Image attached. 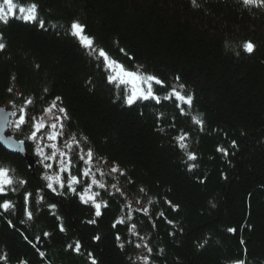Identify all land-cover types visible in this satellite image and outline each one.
Returning a JSON list of instances; mask_svg holds the SVG:
<instances>
[{"label": "trees", "instance_id": "obj_1", "mask_svg": "<svg viewBox=\"0 0 264 264\" xmlns=\"http://www.w3.org/2000/svg\"><path fill=\"white\" fill-rule=\"evenodd\" d=\"M34 2L43 28L20 19L0 23V106L13 109L14 102L16 111L31 98L29 112L36 114L59 96L70 117L66 131L86 138L84 149L124 171L112 178L127 196L101 189L108 206L97 217L67 188L48 189L38 161L32 168L0 144V166L17 181L14 191L0 195L14 205L0 210V264H91L92 258L96 264H141L137 258L148 253L138 243L152 249L150 264H264V8H245L239 0H197L198 6L192 0ZM74 21L128 70L139 67L167 85L183 84L193 98L186 114L172 100L127 105L118 98L102 64L71 34ZM247 41L252 53L242 48ZM154 90L160 96L167 91ZM197 114L203 131L191 120ZM9 131L17 140L27 134ZM182 131L195 162L176 144ZM25 146L36 157L31 142ZM190 163L196 164L191 171ZM144 207L148 215L135 211ZM121 217L126 224L114 228ZM132 223L138 236L128 231Z\"/></svg>", "mask_w": 264, "mask_h": 264}, {"label": "snow or ice", "instance_id": "obj_2", "mask_svg": "<svg viewBox=\"0 0 264 264\" xmlns=\"http://www.w3.org/2000/svg\"><path fill=\"white\" fill-rule=\"evenodd\" d=\"M245 8L251 7H260L264 8V0H239ZM193 6L197 5V0H192ZM10 19H20L26 23H39L40 27H44L45 21L40 19L38 16V6L34 0H0V23L7 24ZM71 34L78 37L82 46L88 49L89 55L93 56L102 64L104 71L106 72L107 81L110 84L116 85L120 90V96L127 105H133L137 101H147L152 100L157 104L162 103V101L172 100L175 108H177L181 115L186 114L184 106L187 105L189 108L192 105V96L184 92V85L176 83L173 85H167L161 78L157 77L154 74L145 72L142 68H139L136 71H130L119 61L112 58L105 49L97 48L91 37L84 33V26L79 22H72L71 24ZM5 47L3 43H0V50ZM226 47L228 45L226 44ZM242 48L247 53H252L254 50V45L250 42H244ZM124 52V49L120 50ZM179 81V77L176 78ZM154 86H159V89H167L166 94L163 96L157 95V92L154 90ZM9 92H12V89H8ZM61 98L59 96L55 97L46 107L42 108L40 116L29 115L30 106L34 105V101L31 98H24L21 105L17 108L16 111L5 112L4 109H0V121H3L5 124L13 123L9 121L10 116H17L19 113L18 119L14 121V128L18 132H23L25 127L28 128V133L25 135L24 139L18 141H12L10 137H3L0 135V143L11 147L14 143L15 149L19 151L24 150V145L27 141H30L34 145L35 155L40 157V163L44 166L45 169H51L55 167L58 169L53 175H45L44 179L48 181L46 187L50 189L53 193L57 192V188L54 185H58L60 189L67 188L68 191L77 194L80 198V201L84 204H90L95 209V215L97 217L101 216V209L107 207V202L96 198L100 196V192L93 191V187L107 190L108 184L104 179L110 174H118L119 176L125 175L124 171L121 170L118 165L113 164L108 172L103 170V165H106L107 162L102 158L96 157L92 148H87L85 151L84 147L81 146V141L86 140V138H77L76 135H71L66 137L65 132V121H68L70 117L68 116L67 109L60 106ZM13 108H16L15 103L12 104ZM163 113L157 116V120H160L163 117ZM191 120L195 125H199L201 131H203L204 122L200 116L192 115ZM3 126L0 125V133L3 131ZM175 125H173L174 127ZM163 131V129H161ZM63 139V145L60 144V141ZM177 146L185 152L188 161L195 162L197 157L195 153L188 151V133L181 132L179 135L174 137ZM234 143V142H233ZM78 149V151H76ZM50 150V151H48ZM217 151L222 152L224 155H227V151L223 148H218ZM78 159L79 163H76ZM81 165H83L81 167ZM189 171L193 170L196 167L195 163H190L187 165ZM76 169L75 173L73 169ZM11 169L0 166V195L6 194L7 189L13 188V185L17 183L14 180L11 173ZM64 174H67L66 177ZM97 174L101 179H97ZM26 183L24 180H19V184L23 185ZM129 184L133 183L131 180ZM77 185L83 186V191L77 190ZM111 188L113 192H109L108 195L112 196L115 193H119L120 196L126 197L127 193L124 191L118 183H112ZM141 193H145V189H139ZM63 194V193H59ZM31 193H26L24 196L25 203ZM43 199V197H41ZM136 203H140L139 200ZM149 204L152 203L151 200L148 201ZM173 210L176 206L171 205V201H166ZM50 209L55 210V204H49ZM125 207L131 209V204H126ZM14 208L13 203L10 200L0 201V210L5 212ZM25 215L28 219L32 218V212L28 210L27 207L24 209ZM135 211L143 212L145 215H148L149 208H138ZM160 216H164L163 212L159 213ZM59 219V217H57ZM127 221L132 220L131 211L127 215ZM126 219L124 217L118 218L113 227L115 228L119 224H126ZM89 223H95V220L89 221ZM168 223H172L168 221ZM136 224L132 223L128 226V231L133 236H138L136 231ZM60 230L64 231V227L61 224ZM228 232H235L234 228H228ZM48 235V233H44ZM117 240H120V236L117 235ZM143 240V237H139ZM94 239H99V237H94ZM243 243V241H241ZM72 247V245H69ZM80 242L75 243V251H80ZM121 247L123 245L121 244ZM137 248H145L147 255L140 256L137 258L141 264H150L149 257L151 255L152 249L148 247L147 243H138L136 244ZM41 256L44 253H40ZM91 258V253L88 254ZM4 259V257H0ZM19 264H25L24 261H20ZM91 264H96L94 258L91 259ZM234 264H244V261L238 260Z\"/></svg>", "mask_w": 264, "mask_h": 264}, {"label": "rangeland", "instance_id": "obj_3", "mask_svg": "<svg viewBox=\"0 0 264 264\" xmlns=\"http://www.w3.org/2000/svg\"><path fill=\"white\" fill-rule=\"evenodd\" d=\"M131 71H133V70H131ZM48 105V104H47ZM47 105H45L44 107H46ZM43 107V108H44ZM7 108V107H6ZM12 110H14V108L12 109ZM15 111V110H14ZM41 112H42V110H41ZM41 112H39V113H34V114H32V113H30L29 112V115H35V116H40L41 115ZM18 113H17V116H11L10 118H9V120L11 121V122H13V123H9V126H8V132H9V130H11V131H13V133H14V131H15V128H14V121L16 120V119H18ZM11 128V129H10ZM24 131H26V133H28V128L27 127H25V129H24ZM65 132H66V137H65V139L67 138V136H71L72 134H70V133H68L67 131H66V129H65ZM13 135V134H12ZM32 144V143H31ZM60 144L61 145H63V139L60 141ZM32 146H33V151H34V145L32 144ZM82 146V145H81ZM83 147V146H82ZM48 151H50V150H48ZM76 151H78V149L76 150ZM85 151H86V149H85ZM35 153V152H34ZM35 162L37 163V161H38V163L39 164H41L40 163V157H38L37 155H36V157H35ZM113 165V164H112ZM112 165H110V164H106V165H103L102 167H103V170L105 171V172H108V170L111 168V166ZM41 166H42V168H44V166L41 164ZM83 165H81V167H82ZM45 169V168H44ZM58 169L55 167V165H54V167L53 168H51V169H45V174H44V176L45 175H53L56 171H57ZM65 175V177H66V175L67 174H64ZM115 177V174H110V175H108V176H106L104 179L106 180V183L108 184V188H107V190L109 189L110 191H112L113 189L111 188V184L112 183H115V181L113 180V178L112 177ZM111 178H112V180H111ZM97 179H101V177H99V175L97 174ZM48 182V181H47ZM56 188L57 187H59L58 185H54ZM81 191H83V189L81 190ZM93 191H95V192H100L101 191V189L100 188H97V187H93ZM98 201H100V196H98L97 198H96ZM137 201V200H136ZM136 201H134L135 203H136ZM130 204H132V203H130Z\"/></svg>", "mask_w": 264, "mask_h": 264}, {"label": "water", "instance_id": "obj_4", "mask_svg": "<svg viewBox=\"0 0 264 264\" xmlns=\"http://www.w3.org/2000/svg\"><path fill=\"white\" fill-rule=\"evenodd\" d=\"M0 109H4L6 113L14 111L12 109L5 108V107H2V106H0ZM0 115H3V114H0ZM0 125H4L3 126V131H2V133H0V135H2L3 137H10L13 142L14 141H18L12 134L8 133V124H5L3 121H0ZM0 144L7 152H10V153H13V154H17V155L20 154L27 161V164L30 167L35 168V166H36L35 157L32 154H28L27 153L25 145H24V150L23 151H19V150L15 149L14 143L12 144L11 147L5 145L4 143H0Z\"/></svg>", "mask_w": 264, "mask_h": 264}, {"label": "bare ground", "instance_id": "obj_5", "mask_svg": "<svg viewBox=\"0 0 264 264\" xmlns=\"http://www.w3.org/2000/svg\"><path fill=\"white\" fill-rule=\"evenodd\" d=\"M8 126H9V124H8ZM8 133H10V131H9ZM10 134H11V133H10Z\"/></svg>", "mask_w": 264, "mask_h": 264}]
</instances>
